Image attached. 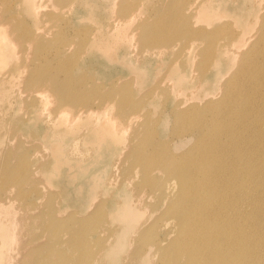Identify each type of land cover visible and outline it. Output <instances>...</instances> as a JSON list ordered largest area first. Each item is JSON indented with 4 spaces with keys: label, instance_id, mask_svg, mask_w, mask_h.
I'll list each match as a JSON object with an SVG mask.
<instances>
[{
    "label": "rangeland",
    "instance_id": "1",
    "mask_svg": "<svg viewBox=\"0 0 264 264\" xmlns=\"http://www.w3.org/2000/svg\"><path fill=\"white\" fill-rule=\"evenodd\" d=\"M0 47V205L25 204L42 249L53 234L68 239L48 227L51 217L84 226L99 209L114 227L104 238L118 246L113 264H161L179 193L161 180L169 161L207 148L214 121L217 140L232 142L229 113L246 91L231 93L250 85L235 76L243 64L264 65V0H0ZM131 210V223L118 224ZM130 225L138 235L122 237ZM98 236H88L91 246Z\"/></svg>",
    "mask_w": 264,
    "mask_h": 264
},
{
    "label": "bare ground",
    "instance_id": "2",
    "mask_svg": "<svg viewBox=\"0 0 264 264\" xmlns=\"http://www.w3.org/2000/svg\"><path fill=\"white\" fill-rule=\"evenodd\" d=\"M261 75H264L263 62L252 68L249 64H243L235 76H249L250 85L241 86L239 81L234 90L236 92L231 93L235 96L246 91L238 100L240 111L229 113L236 115L231 123L233 140L230 145L217 140L222 125L214 121L207 126L209 130L217 129L208 134L207 140L212 137L213 140L207 144V148L203 147L202 152L197 150L194 158L182 162L169 161L171 170L166 180L161 182L165 183L168 192L179 190L178 200L173 205L178 228L169 231L167 237L171 241L164 248L157 247V254L160 251L162 257L161 264H264V148L261 147L264 144V126L255 123L258 118L264 119V94L259 88ZM109 106L105 103L104 110L107 111ZM250 113L255 115L254 119L250 118ZM74 115L81 116L83 111H76ZM225 120L224 128L227 126ZM149 139L150 136L147 137ZM247 145L252 147L246 148ZM145 147L147 144L139 143L137 151L142 153ZM141 157L142 154L136 159ZM169 158L172 160L171 156ZM149 168L148 164L142 166L144 171ZM169 177L178 180L179 185L169 182ZM147 178L142 175V179L155 188L152 180ZM17 179L19 181L14 183L19 185L24 181L20 177ZM3 194L8 196L9 193L5 191ZM22 199L26 200L25 197ZM3 206L6 204L0 205V264H113L112 257L118 255L115 239L107 240L114 227L107 225L104 211L99 212L98 209L95 217L91 214L84 218V226L72 217L68 219L71 223H62L51 217L48 227L55 230L64 228L68 239L63 241L61 234H53L54 237L50 239L53 246L46 244L47 249H42L29 230L31 218L25 215L24 211L28 209L25 204L22 202V206L19 205L15 211H8L9 208L4 209ZM53 207L51 203L48 215L53 213ZM131 212L133 210L118 224L125 222L129 225L134 218ZM38 223L46 225L40 221ZM134 230L130 225L129 232H124L122 237L130 234L136 237L138 233H134ZM94 234L100 236L95 240L96 246H91L88 236ZM143 237V243L134 249V253L140 256L138 261L145 259L148 245H144L148 240L152 243L150 233ZM63 244L67 247L60 250ZM134 244L132 238L130 246ZM105 248L109 250L100 255ZM60 251L67 252V255H61Z\"/></svg>",
    "mask_w": 264,
    "mask_h": 264
}]
</instances>
